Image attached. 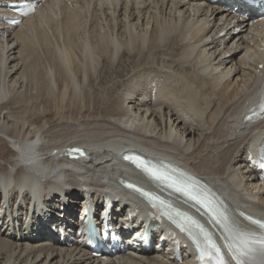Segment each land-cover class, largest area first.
Here are the masks:
<instances>
[{
	"label": "bare ground",
	"instance_id": "1",
	"mask_svg": "<svg viewBox=\"0 0 264 264\" xmlns=\"http://www.w3.org/2000/svg\"><path fill=\"white\" fill-rule=\"evenodd\" d=\"M9 1L0 0V15H12L3 6ZM50 10L62 16L58 34H51L62 43L56 54L67 59V65L61 64L63 77L66 71L72 82L78 79L71 77L76 73L95 78L104 72L119 74L122 56L133 64L117 102L110 97L101 105L111 107L110 115L95 118L91 127L78 122L73 130L52 131L46 123L40 126L12 115L22 103V70L27 69L22 29L43 24L40 13ZM260 25L250 28L242 15L223 12L207 0H46L18 27L0 20V142L8 145L0 150V264H193L186 247L184 261L177 263L169 242L163 251L140 247V254L93 257L77 237L71 238V246L51 242L54 236L38 221L45 209L64 206L65 214H74L84 206L83 195L95 203L106 195L118 199L126 208L118 214L122 224L147 216L143 201L121 185L126 180L152 186L121 163V153L130 150L187 170L232 213L264 219V182L248 160L264 140V119L242 120L264 90ZM74 49L81 56L72 60L68 52ZM58 58L51 61L58 63ZM182 64L190 70L178 71ZM60 72L56 67L48 70L50 81L56 84ZM179 98L190 102L187 108L194 118L183 115ZM72 145L84 147L87 157L70 162L58 155ZM162 226L170 234L171 228ZM213 230L221 231L217 224Z\"/></svg>",
	"mask_w": 264,
	"mask_h": 264
},
{
	"label": "rangeland",
	"instance_id": "2",
	"mask_svg": "<svg viewBox=\"0 0 264 264\" xmlns=\"http://www.w3.org/2000/svg\"><path fill=\"white\" fill-rule=\"evenodd\" d=\"M53 11L54 10H50L49 14L48 13L44 14L45 17L43 16L41 17L43 19L41 20L43 21V24L42 22H41V25L33 24L34 25V26L32 25L33 28L31 27V25H28L29 31L32 30L29 32V36H28L27 26H25L24 30L22 29L23 33L21 31V33L24 35L23 38H24V41H26V45H27V47L25 48L26 49L25 55L27 57H25V60H24L25 63L27 64V69L22 70V75L24 77L26 76L25 84L21 92V94L23 95L20 94V96L23 97V98L20 97V100L22 101V103L20 104L19 108H15L13 110L12 115L15 117H19V118H26L28 119V121H32L36 124H40V126H42L43 123H46V126L49 127L50 130L52 131H55V129L57 130L58 128H59L58 130H61V128L66 129V130L67 129L73 130L75 126L78 124V122H82L84 126L91 127L93 125L92 122L95 118L100 117L101 115L104 116V118H108V115H110L111 113L109 111L111 110V107L110 108L105 107L102 109L101 105L104 104L106 106L107 103H109L110 97L114 99L115 101V102L113 101L114 103L117 102V100L119 99L117 95L120 94L119 91H121V88L126 84L127 79L129 78L128 76L130 74V69L133 68L132 67L133 64L130 61L128 62L125 56L124 57L122 56L119 59V63H120L119 70H118L119 74H114V75L109 74L108 75L107 73L104 72L101 74V76H99L98 78H95L97 76H85L82 73H76L71 77L72 78L74 76L76 78L78 77V79H76L77 82L76 81L72 82L70 80V75L67 74L68 72L66 71L65 72L66 75H64L63 77L62 75L64 74V71H62L61 69V64L65 63L64 65H67V59L64 58L65 59L64 61V59H62V57H60L58 53L56 54L57 52L56 49L59 48L61 51L63 47H62V43L56 41V38L54 40L51 34V33H53L54 35L58 34V29H59L58 25H61L60 22H62L61 21L62 16L59 15L60 13L59 11H58L59 13L57 12L58 14ZM46 16L47 17L49 16V17L46 19ZM41 18H38V19L40 20ZM50 22L51 24H49ZM44 23H45V26H44ZM39 26H42V27H39ZM46 28L48 29L50 28V29L48 30ZM40 29L44 30V32L43 31L40 32L39 31ZM82 30L83 28L79 31V33H81ZM41 35H43L42 39H41L42 37ZM80 35H82V33ZM85 35H86V32H84V37ZM164 35H162V38L163 37L165 38L166 35L165 36ZM60 37L62 38V35H60ZM44 39L47 40L46 45L42 43L45 41ZM50 49L52 52L50 51ZM47 50H48V53H47ZM68 54H69L70 59L72 58L74 59L75 55L81 56L80 52L79 54H75V49L73 52H70V53L68 52ZM54 57L55 58L59 57L58 63L55 62L56 65L53 61H51L52 58ZM77 58L81 59L82 57H77ZM59 61L60 62L62 61V63H60ZM155 62L157 65L160 64V60H156ZM76 64L77 63L75 61H72L70 65L75 67ZM55 67L59 68L61 71L60 72L61 77L57 76L59 74H56V81H57L56 84L50 81L48 77V73H47L48 70H50L51 68H55ZM173 68L174 70L178 69V71L179 70H183V71L190 70V66L188 64H182L179 67L177 66V69L176 67H173ZM126 71H128L129 73ZM84 79L86 80V82ZM161 79L163 80V78ZM113 81L117 82L116 86L112 85ZM78 84L80 85L79 87H78ZM179 99L180 100H178V102L179 101L180 102L178 103V105L180 106L179 108H182V110L184 111L183 115L187 116L186 114L187 112L188 113V117H186L187 119H191V117L194 118V111L192 110V113H191V108L190 110L189 108H187L189 107L188 106L189 104L187 103H190V102H188L185 98L182 99V101H181V98ZM180 103L184 105L182 106ZM186 110H189L190 112ZM53 126H58V127L54 128ZM7 148H8V145L6 142L4 141L0 142V150L6 151Z\"/></svg>",
	"mask_w": 264,
	"mask_h": 264
},
{
	"label": "snow or ice",
	"instance_id": "3",
	"mask_svg": "<svg viewBox=\"0 0 264 264\" xmlns=\"http://www.w3.org/2000/svg\"><path fill=\"white\" fill-rule=\"evenodd\" d=\"M35 11V5H30L28 7V11L24 13V15H28L30 12ZM22 21H14L13 23L19 24ZM261 111H264V100L261 101ZM247 119V118H246ZM68 155L74 156L76 158L77 155H83L82 149H69L67 151ZM134 154H126L124 156L125 160H130L132 163L136 164L137 159H143L141 157H136L133 159ZM261 160L258 164L259 171L264 173V149L261 150ZM138 168L145 173L150 179L158 182L167 184V186L173 189L176 193L181 194L187 199L195 202L198 206L205 209L206 213L212 217L213 222L217 223L226 233H234L231 237L226 235L224 239L227 241L228 251L231 253L230 259L235 261V264H249L253 258L259 254L261 257H264V234H257V232L253 231L250 227H246L243 225L237 226L236 220L233 218L231 212L228 208L223 207V205L217 206L213 199H210L211 193L205 195L203 192L198 191L199 185L195 183L197 178L191 177L190 175L180 174L179 176H169L166 172L160 171L158 169H154V166L148 162L143 164H137ZM257 165H253L256 167ZM261 178H264L262 175ZM130 189L133 188V185H126ZM138 192H141L139 188L135 189ZM141 195L145 198L149 197V193L147 191H142ZM159 201V204L156 203ZM153 207L156 209L159 218L160 206L163 205L167 208H172L173 206L170 204H164V201L160 199L159 196L153 195L152 200L150 201ZM177 217H184L185 220L189 221L193 225L199 226V221L187 216V214L182 213L180 211L176 212ZM170 222H172V217H168ZM259 228L264 229V222L257 221ZM201 230H203L201 228ZM206 241L211 242V247L209 251L212 256L216 258V264H227L225 259L220 256L219 248L216 246L215 242L212 240L211 236L205 238ZM198 247V253L201 251L200 247ZM207 248L208 245L205 244ZM198 259H200L198 255ZM204 264H213L212 259H208Z\"/></svg>",
	"mask_w": 264,
	"mask_h": 264
}]
</instances>
